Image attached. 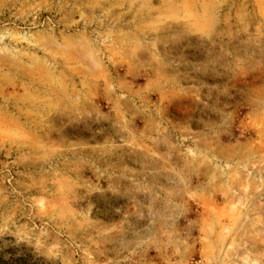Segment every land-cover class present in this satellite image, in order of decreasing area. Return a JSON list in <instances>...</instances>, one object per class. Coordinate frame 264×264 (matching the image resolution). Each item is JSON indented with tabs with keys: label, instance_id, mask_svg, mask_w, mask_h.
<instances>
[{
	"label": "rangeland",
	"instance_id": "rangeland-1",
	"mask_svg": "<svg viewBox=\"0 0 264 264\" xmlns=\"http://www.w3.org/2000/svg\"><path fill=\"white\" fill-rule=\"evenodd\" d=\"M0 264H264V0H0Z\"/></svg>",
	"mask_w": 264,
	"mask_h": 264
}]
</instances>
